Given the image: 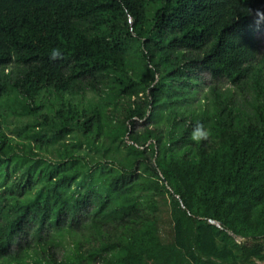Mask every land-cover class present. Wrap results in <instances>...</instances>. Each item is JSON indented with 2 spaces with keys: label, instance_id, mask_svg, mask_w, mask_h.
Wrapping results in <instances>:
<instances>
[{
  "label": "trees",
  "instance_id": "1",
  "mask_svg": "<svg viewBox=\"0 0 264 264\" xmlns=\"http://www.w3.org/2000/svg\"><path fill=\"white\" fill-rule=\"evenodd\" d=\"M262 34L264 0H0V264H264Z\"/></svg>",
  "mask_w": 264,
  "mask_h": 264
},
{
  "label": "rangeland",
  "instance_id": "2",
  "mask_svg": "<svg viewBox=\"0 0 264 264\" xmlns=\"http://www.w3.org/2000/svg\"><path fill=\"white\" fill-rule=\"evenodd\" d=\"M260 39H261V42H262V46L264 47V34H262L260 36ZM140 124H142V123L140 122ZM11 129L13 130V127H11ZM9 134H10V136L12 135L11 133H9Z\"/></svg>",
  "mask_w": 264,
  "mask_h": 264
},
{
  "label": "water",
  "instance_id": "3",
  "mask_svg": "<svg viewBox=\"0 0 264 264\" xmlns=\"http://www.w3.org/2000/svg\"><path fill=\"white\" fill-rule=\"evenodd\" d=\"M212 223H214V222H212Z\"/></svg>",
  "mask_w": 264,
  "mask_h": 264
}]
</instances>
